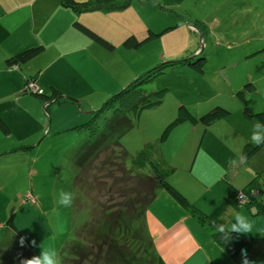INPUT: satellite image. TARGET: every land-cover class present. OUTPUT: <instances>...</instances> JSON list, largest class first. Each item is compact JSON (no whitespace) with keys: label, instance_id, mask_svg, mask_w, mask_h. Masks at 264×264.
I'll return each mask as SVG.
<instances>
[{"label":"crops","instance_id":"crops-1","mask_svg":"<svg viewBox=\"0 0 264 264\" xmlns=\"http://www.w3.org/2000/svg\"><path fill=\"white\" fill-rule=\"evenodd\" d=\"M127 11L115 8L76 12L62 6L59 0H0V241L11 214L15 215L18 229L21 218L26 221L21 231L35 257L41 249L52 248L58 259L70 240L73 226L71 230L65 227L54 238L48 225L42 228L40 224L49 217L61 219L52 197H47L52 192L46 171L54 167L65 134L76 130L111 96L153 67L142 55L135 57L138 52L134 48L123 46L126 38L147 36L146 31L134 30ZM77 24L108 45L90 38ZM244 46L226 56L224 68L216 71L227 89L215 94L221 98L215 104L228 109L230 115L207 127L184 123L158 145L148 137L151 140L143 147L152 146L148 155L152 161L136 163L133 168L134 174L147 176L155 162L159 170L169 171V183L217 226L227 224L233 212L246 216L252 224L251 233L244 236L250 245L232 257L212 238L209 229L200 227L188 211L158 189L143 219L144 233L153 244L154 264H245V260L248 264H264V216L245 206L235 207L230 201L233 193L243 191L255 177L264 180V147L244 159L245 147L256 145L250 141L252 132L259 131L254 128L259 122L255 114L264 108V39L246 40ZM31 49L39 51L17 69L7 64L11 57ZM193 51L169 57L161 50L156 60L165 55L171 61L177 60ZM30 79L39 84L43 97L24 92ZM246 85L250 89L243 95V104L236 95ZM54 95L61 99L50 101ZM158 108L147 112L156 114ZM177 108L169 109L167 116L163 112L156 116L163 118L157 122L155 133L175 118ZM144 112L141 120L150 114ZM72 134L78 136L77 131ZM28 192L36 197L31 206L23 199ZM24 206L28 207L27 216L20 218ZM37 217L40 221L29 227ZM37 236L40 238L35 239Z\"/></svg>","mask_w":264,"mask_h":264},{"label":"trees","instance_id":"trees-1","mask_svg":"<svg viewBox=\"0 0 264 264\" xmlns=\"http://www.w3.org/2000/svg\"><path fill=\"white\" fill-rule=\"evenodd\" d=\"M59 1L62 6L76 12H87L99 9L110 11L115 8L121 10L130 6L133 2V0H93L84 3H77L74 0ZM170 1L173 6H180L185 0ZM158 9H162V7L158 6ZM78 28L96 42L102 45H108L106 41L85 26L79 24ZM154 38L155 34L151 31L139 44L133 41L132 38H127L123 42V46L128 49H136L139 48L142 43L149 42V40H153ZM38 51L39 49L24 51L8 59L7 64L11 68L14 67V65H20V63L33 57ZM193 54L194 53L191 52V57L159 64L155 68L140 74L127 87L105 101L98 111L93 112L88 117L86 122L75 127L76 130L82 131V129H86L89 132V136L85 140V143H83L79 151L73 157V164L77 166V175L74 178L75 187L77 185H87V191L93 196L95 187L97 186V183L95 184L93 182L95 172L99 171L102 173L106 165L110 166L109 163L107 164V159L105 160L104 158L101 162L100 158L109 151L110 145L113 144L112 141L115 140L113 144L114 149L120 152L121 163L127 160V153L118 142L119 136L114 140L113 137L118 134L119 131L122 132L133 127L144 111L159 107L169 92L168 88H162L158 91L147 93L145 86L153 82L158 76L164 74L166 69L187 67L198 75L204 74L205 63L207 62L206 55L200 53L193 56ZM249 89V85H246L241 91L237 92L236 97L240 99L243 104H245L243 95L245 92L249 91ZM52 98L53 99H50L51 101H58L61 99V97H57L56 95ZM103 112L109 113V117L104 118L103 124L99 126L97 118L101 116ZM229 115L230 111L228 109L221 105H215L206 113L196 117L185 105H180L177 108L175 118L164 128L158 142L164 143L170 134L184 123L207 127ZM255 118L259 122H264V108L260 113L255 114ZM263 147L264 144L247 145L244 150V159H250ZM146 150L141 151L135 157V160H148ZM118 169L120 171L126 170L124 166L122 170L120 167ZM154 169L155 168H152L150 175L147 176L129 174L125 178V181L118 180L117 176L120 173L118 174L117 171L113 172L109 169V173L106 174V178L103 179L110 182L112 181V184L116 185V187L113 185L114 188H116V192L122 191V188L127 184H125V182L128 178L129 181H131V179L136 181L135 188L138 187L141 191L138 190L139 192H137L135 197H120L119 199L117 197L116 200H114L113 197H105L103 203L94 202L97 214L93 219L94 223L88 224L91 226H86L81 230L86 242L82 239L80 240L77 238V240H75L70 237L66 247L61 251L62 257H64L61 264H105L106 256V261H108L107 264H154L156 257L153 252V244L151 239L144 233L143 219L158 189L164 190L181 208L188 211L200 227L209 229L212 232V238L229 252L232 257H236L238 253L250 245V240L248 238L235 234L231 236L229 241H226L224 233L219 230V227L209 217L191 205L187 198L169 183L164 174ZM107 186V184L98 185V187L104 189ZM135 188L130 189L129 192L132 190V192H134ZM108 193L111 195L110 189H108ZM238 193L240 192L233 193L230 196V201L235 207L240 206L236 201V195ZM241 193H244L248 197V202L245 207L254 210L253 213L255 214L264 216V180L255 177ZM122 238H124L123 241H121ZM21 240H23V244H21ZM33 257L32 245L19 232L15 223V215L11 214L8 217L4 232L1 235L0 264H22V261L32 259Z\"/></svg>","mask_w":264,"mask_h":264},{"label":"rangeland","instance_id":"rangeland-1","mask_svg":"<svg viewBox=\"0 0 264 264\" xmlns=\"http://www.w3.org/2000/svg\"><path fill=\"white\" fill-rule=\"evenodd\" d=\"M158 6L162 7V9H158ZM126 9L128 10L126 13L127 17H132L133 19L130 25H133L134 30L139 33L143 30V32L146 31L147 34L152 31L155 34L153 40L142 43L138 50L135 49V52H138L137 54L135 53V57H140L142 55L144 60L147 59L153 65L152 68H155L159 64L171 61L167 56L170 57L177 52L185 51L186 53V51L190 52L194 49H198V51H193V56L200 53L202 55H207L205 71L203 75H198L193 70H188L187 67L166 69L164 74L158 76L153 82L145 86L147 93L158 91L162 88H168L169 92L163 99L156 114L147 112L148 110H146L144 113H150V116L148 115L147 118L141 120L142 113L138 123L136 122L130 129L122 132L119 131V133L113 137L114 140L119 136L118 142L126 151L128 158L121 163L120 152L114 149L113 144L115 140L112 141L113 144L110 145L109 151L100 158L101 162L104 158L105 160L107 159V164L109 163L110 166L106 165L102 173L99 171L95 172L93 182L95 184L97 183V186L95 187L93 196L87 191V185H77L78 187L74 185V178L77 175V166L73 164V157L79 151L83 143H85V140L89 136V132L86 129H82V131L73 130L69 131L71 133L68 135H64L66 137L61 143L62 146L59 147L62 149L58 152V158L55 159L54 167H48L46 171L50 175L48 181L52 192V194L49 193L47 197H52V205L57 207L56 215L60 217L62 221L61 219L54 220L49 217V220L42 223L37 217L29 223L30 227L34 221L39 220L42 228L43 224H47L49 233L54 236V238H58L60 233L65 230V227L71 230L73 226L71 239L77 240L78 238L86 242L81 230L86 226H91L88 224L94 223L93 219L97 216L94 202L103 203L105 197H113L114 200H116L117 197L118 199L120 197H135L137 192L141 191L138 187L135 188L136 181L132 179L129 181L128 178L125 182V184L127 183L126 186H124V184V187L122 186V191L116 192V188L113 186L115 184H112V181L110 182L103 179L106 178L105 175L109 173V169L113 172L117 171L118 174L120 173L117 179L125 181L127 175L134 174L135 169L133 165L135 166L136 163L142 164L143 162L152 161L150 156L148 160L144 161H136L135 157L141 151L146 150V146L143 147V144H145L147 140L152 139V144L158 145L161 133L169 124L167 123L155 133L154 128H157V122L163 118H156V116L160 115V113L162 114V112L167 116L169 109L175 108L176 105H185L196 117L206 113L216 105L215 102H221L219 101L221 98L217 97L215 94L224 91V87L227 89L226 85L223 84V78H218L216 76V71L222 67L224 68L227 60L226 56L243 50L246 40L255 41L264 39V0H185L180 6H173L170 0H133L132 4ZM143 39L144 38H132V40L138 44L142 42ZM161 50H165L167 56L165 55L164 59L157 61L156 59L160 56ZM106 53L107 55L110 54L109 52ZM187 57H191V53L185 58ZM229 61H227V64L230 63ZM239 67L244 68L245 66ZM23 90L32 95H41L39 84L32 79L26 81ZM37 91H40V93L37 94ZM47 106L48 105L45 104L44 108L46 109ZM106 117H109V113L103 112L102 115L97 118L99 126L103 124L104 118ZM75 131H77L78 136H73L72 133ZM150 136L151 139H147ZM150 149H152V146L146 150L148 155L150 154ZM122 165L126 170H122ZM153 165L155 166L154 170L167 176L169 171L163 169L159 170L155 162ZM119 167L122 171L118 169ZM150 171L147 174L150 175ZM103 184H107L108 186L105 189L98 187V185ZM107 188L110 189L111 195L108 193ZM133 188H135L134 192H132L133 190L129 192L130 189ZM61 190L71 191L73 193V203L70 207H61L56 203ZM23 199L25 203H30V206L36 203V197L30 192L26 193ZM30 200L35 201L31 203ZM27 209L28 207L24 206V208L20 210V218L23 217V215L27 216ZM65 210L68 211L69 224L65 221L66 217L65 214H63L66 212ZM24 224L26 225V221H22L21 218L19 232L23 236H25V234L21 231V226L23 227ZM36 238L40 237L37 236L35 239ZM123 239L124 238H122L121 241H123ZM106 258L107 256L105 257V264L108 263ZM62 259H64V257H62L61 252H59V264H61Z\"/></svg>","mask_w":264,"mask_h":264},{"label":"clouds","instance_id":"clouds-1","mask_svg":"<svg viewBox=\"0 0 264 264\" xmlns=\"http://www.w3.org/2000/svg\"><path fill=\"white\" fill-rule=\"evenodd\" d=\"M254 128L259 131L252 132L250 141L256 145L264 144V122H257ZM232 163L235 164L236 161H232ZM56 203L61 207H70L73 203V193L71 191L61 190ZM218 227L219 230L224 233L226 241H229L233 234L237 236H247L252 231V224L249 222V219L237 212L232 213V217L227 224L219 225ZM21 244H23V240H21ZM22 264H58L57 253L52 248H48L47 250L41 249L39 256L24 260ZM245 264H248L247 260H245Z\"/></svg>","mask_w":264,"mask_h":264},{"label":"built area","instance_id":"built-area-1","mask_svg":"<svg viewBox=\"0 0 264 264\" xmlns=\"http://www.w3.org/2000/svg\"><path fill=\"white\" fill-rule=\"evenodd\" d=\"M12 69H17V66L14 65V67H12ZM36 92V91H35ZM37 93H40V91H37ZM35 200H30L31 203H34ZM236 201H237V204L240 205V206H245L246 203L248 202V197L244 194V193H238L236 195Z\"/></svg>","mask_w":264,"mask_h":264}]
</instances>
